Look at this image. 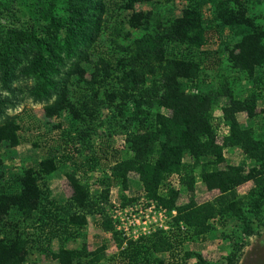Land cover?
<instances>
[{
    "label": "rangeland",
    "instance_id": "rangeland-1",
    "mask_svg": "<svg viewBox=\"0 0 264 264\" xmlns=\"http://www.w3.org/2000/svg\"><path fill=\"white\" fill-rule=\"evenodd\" d=\"M0 1L9 3L21 22L28 20V15L24 18L18 11L25 10L23 4L27 0ZM237 1L264 30V0ZM125 2L70 0L71 10L81 12L87 22L82 24L72 47L66 48L61 36L59 50L55 51L57 62L54 72H47L44 78L30 72L19 75L11 85L15 88L14 94L0 91L2 96L16 102L13 107L5 109L0 123L6 117L14 118L20 136L18 146H3L0 150V190L13 192L17 189L15 181L24 169L36 168L39 161L54 155L57 169L40 181L46 187L41 209L49 208L48 202H54L61 208L56 223L54 220L48 222L49 228H43L39 223L38 217L44 216L41 210L31 217L12 211L3 222L0 238L24 242L27 254L22 264H58L52 259V254L60 249L80 253V258L72 264H124L119 252L126 244L153 235L169 238L167 242L172 248L155 256L164 264H264V209H259L261 214L255 219V210L249 204L251 200L254 202L256 195L264 197V154L253 160L246 158L239 148L223 149L224 163L221 167L239 166L244 170L241 173L244 180L233 183L230 191L223 195L217 190H208L199 178L194 180L193 189L189 190L188 182H183L180 176H170L158 188L157 195L163 197L165 204L173 202L171 211L146 195L135 173L127 174L126 188L111 180L112 167L116 162L131 156L126 148L127 139L132 135L154 132L157 125L153 116L157 112L167 117L171 114L167 109H158L152 101L150 104L145 96L130 93L128 85L118 80L116 60L136 39L159 34L174 18L181 16L187 5L200 11L201 46L196 48L177 43L164 46L166 58L189 60L198 65V74L191 80L194 83L180 81L184 91L188 95L193 92L210 94L216 88L225 87L235 100H243L259 91L255 80L246 78L231 66L228 49L237 41L234 30L218 26L215 20L216 8H232L235 0L135 3V12L149 15L147 23L138 29L127 23L131 11L123 9ZM55 14L71 16L70 12L60 9H55ZM99 16L101 20L96 28L92 23ZM6 23L9 21L0 19V27ZM24 64L25 61L21 63ZM106 66L113 69L108 71L109 75L103 70ZM163 66L161 64L160 68ZM53 83L66 87L67 98L83 123L77 122L67 109L58 117H45L44 108L58 99L57 92L52 90ZM259 93L256 117L249 118L244 112L235 115L240 128L255 135L264 132V113L260 112L264 108V94ZM110 94L113 95L112 100ZM226 102V98H221L211 111L217 146L223 144V138L229 133L221 113V106H226ZM189 161L187 158L183 160L185 164ZM71 172L87 187L89 199L83 211L69 209L70 213L82 211L86 224L69 227L67 234L58 226L63 224L61 220L67 219L65 209L72 190L66 173ZM221 203L223 205L219 206ZM233 204L238 217L229 216L222 221L219 212H212L204 223V234L197 235L177 216L178 210L187 207L208 208L211 205L221 209L230 208ZM248 226L251 227V235L245 232ZM154 240L157 244L161 242L158 238Z\"/></svg>",
    "mask_w": 264,
    "mask_h": 264
},
{
    "label": "trees",
    "instance_id": "trees-1",
    "mask_svg": "<svg viewBox=\"0 0 264 264\" xmlns=\"http://www.w3.org/2000/svg\"><path fill=\"white\" fill-rule=\"evenodd\" d=\"M69 1L27 0L23 4L26 11L18 10L24 18L28 15L26 22L19 20L9 3L0 1V19L9 21L0 27V91L14 94L15 88L11 85L19 75L30 72L44 78L47 72H54V64L57 62L55 51L59 50L61 36L64 37L66 48L72 47L77 41L79 29L87 22L81 12L71 10ZM153 1L126 0L123 9L131 11L127 20L131 28L138 29L147 23L149 18L148 13L135 12L134 4ZM235 2L232 8L217 7L215 20L218 26H227L234 30L237 41L228 49L229 61L239 73L258 83L259 91L255 95L235 100L225 87L216 88L210 91V94L193 92L188 95L184 91L180 81L190 80L189 83H194L191 80L198 74V65L189 60L166 58L164 46L166 43L196 48L201 46L202 18L198 8L191 5H187L181 16L174 18L159 34L136 39L115 63L118 80L128 85L130 93L139 97L145 96L150 104H156L158 109H167L171 114L167 117L157 112L153 116L157 125L154 132L132 135L127 139L126 148L131 156L116 162L112 167L111 180L126 188L127 174L135 173L146 195L155 198L159 204L166 205L169 211L174 209L173 202L165 204L163 197L157 195V190L170 176H180L183 182H188L189 190L193 189L194 180L199 178L208 190H217L223 195L230 191L233 183L244 180L241 176L244 170L241 167H221L224 163L223 149L239 148L246 158L253 160L264 154V132L255 135L251 131L242 130L235 118V115L241 112L246 113L249 118L256 116L257 101H260L259 92L264 94V30L255 23L244 6L237 0ZM98 6L101 7V3H98ZM55 9L70 12L71 16H57ZM100 16L92 23L96 28L99 27ZM23 61L26 64L21 65ZM161 64H164L163 68H160ZM104 68L107 75L109 70H113L110 66ZM143 70L146 73H141ZM77 71L80 74L81 71ZM53 85L52 90L57 92L58 99L44 108L45 117H58L61 111L67 109L77 122L83 123L84 120L80 119L67 98L66 87L56 83ZM109 98L112 100L113 95L110 94ZM221 98L228 100L226 106H221V113L229 133L223 138V144L217 146L211 111ZM14 105V99L2 96L0 92V117L5 109ZM260 112L264 113V108ZM19 143V127L15 119L4 118L0 123V150L3 146L14 148ZM184 158L189 159V163L185 164ZM56 169L57 159L54 155L49 156L39 161L36 168L28 167L23 170L22 175L15 181L16 190H0V232L3 230L4 220L12 211L31 217L33 213L41 210L44 216H39L38 220L43 228H49L50 221L54 220L56 223V216L61 212V208L54 202H48L50 207L41 209L42 194L46 187L44 182L40 184L43 176L53 173ZM66 178L72 195L66 204L67 219L61 220L63 224L60 225L59 222L58 226L63 232H67L69 227H82L86 224L82 211L89 199L87 187L76 179L74 172L66 173ZM256 197L254 202L251 200L249 204L255 210V219H258L261 214L259 209H264V197ZM222 205L223 203L219 206ZM209 206L180 209L177 212L178 219L185 221L198 235L206 233L204 223L209 220L212 212H219L222 221L229 216L238 217L233 211L234 204L230 208L221 209ZM69 209L82 211L70 213ZM238 210V213L242 214L241 210ZM248 227L245 232L251 235V227ZM156 238L161 242L157 244L154 240ZM167 239L169 238L163 235L140 238L134 243L126 244L119 255L125 261L124 264H164L155 256L172 248ZM26 254L27 250L21 240L0 238V264H22ZM77 258H80V253L73 250L60 249L52 254V259L58 264H72Z\"/></svg>",
    "mask_w": 264,
    "mask_h": 264
},
{
    "label": "crops",
    "instance_id": "crops-1",
    "mask_svg": "<svg viewBox=\"0 0 264 264\" xmlns=\"http://www.w3.org/2000/svg\"><path fill=\"white\" fill-rule=\"evenodd\" d=\"M254 117H256V116H254ZM254 117H252V118H254ZM237 120H238V118H237ZM239 121V120H238ZM239 123V122H238ZM240 124V123H239ZM233 149V148H232ZM237 149V148H236ZM224 157V156H223Z\"/></svg>",
    "mask_w": 264,
    "mask_h": 264
}]
</instances>
